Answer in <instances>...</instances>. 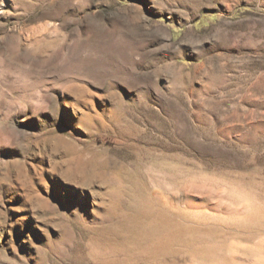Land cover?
I'll return each mask as SVG.
<instances>
[{"label": "rangeland", "instance_id": "1", "mask_svg": "<svg viewBox=\"0 0 264 264\" xmlns=\"http://www.w3.org/2000/svg\"><path fill=\"white\" fill-rule=\"evenodd\" d=\"M0 264H264V0H0Z\"/></svg>", "mask_w": 264, "mask_h": 264}]
</instances>
